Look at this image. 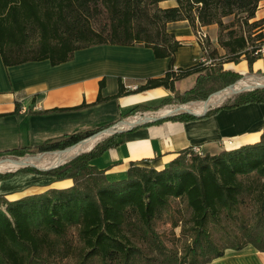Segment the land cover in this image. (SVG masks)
Wrapping results in <instances>:
<instances>
[{
    "label": "trees",
    "instance_id": "obj_1",
    "mask_svg": "<svg viewBox=\"0 0 264 264\" xmlns=\"http://www.w3.org/2000/svg\"><path fill=\"white\" fill-rule=\"evenodd\" d=\"M161 1L0 0V54L6 65L41 59L59 64L72 59L79 48L142 43L157 57H169L163 75L129 90L120 79L115 95L99 93L95 103L157 86L174 93L154 106L135 105L123 117L156 110L178 97L206 99L242 75L226 70V61L244 58L254 71L264 51V18L255 19L260 0H175L168 6ZM181 19L195 32L200 26L218 25L225 53L219 56L209 37L202 45L219 61L175 66L182 42L167 25ZM192 73H198L195 85L179 91L176 81ZM250 102L264 103V87L241 91L205 113ZM195 117L187 112L171 116ZM109 126L33 148L0 151V157L64 149ZM122 141V132L114 133L90 151L47 170L57 179L71 178L69 186L18 198L0 193V264H206L226 247L251 243L264 250V127L258 141L216 154L187 147L164 168L132 162L124 177L111 180L93 159ZM9 175L0 174V179Z\"/></svg>",
    "mask_w": 264,
    "mask_h": 264
},
{
    "label": "crops",
    "instance_id": "obj_2",
    "mask_svg": "<svg viewBox=\"0 0 264 264\" xmlns=\"http://www.w3.org/2000/svg\"><path fill=\"white\" fill-rule=\"evenodd\" d=\"M164 1L160 5L176 3L174 0L172 4H165ZM260 18H264V0H260L255 16V19ZM167 27L182 42L175 55V66L196 64L204 49L189 21H171ZM203 29L211 47L218 50L219 56L224 54L225 49L218 42V25H205ZM169 62V57H157L152 47L142 43H103L79 48L72 59L59 64L41 59L6 65L0 54V151L33 148L72 133L117 125L126 118L123 114L135 105L159 104L164 97L174 95L169 88L157 86L95 101L100 92L103 96L115 95L120 79L129 90L149 77L163 75ZM224 67L242 74L250 73L244 58L239 62L226 61ZM253 69L264 71V51L254 62ZM197 77L198 73H192L178 79L177 89L181 92L190 89ZM102 80L105 84L101 87ZM85 102L90 105L72 108ZM171 116L122 131L123 141L109 147L93 162L106 170L109 179L115 180L126 175L132 162L161 169L187 147L196 146L203 153L216 154L258 141L264 127V103L250 102L186 120ZM131 117L133 115L126 119ZM72 183L71 178L52 181L56 187ZM17 197L20 196L12 198ZM223 250V254L206 264H264V250L251 243Z\"/></svg>",
    "mask_w": 264,
    "mask_h": 264
},
{
    "label": "bare ground",
    "instance_id": "obj_3",
    "mask_svg": "<svg viewBox=\"0 0 264 264\" xmlns=\"http://www.w3.org/2000/svg\"><path fill=\"white\" fill-rule=\"evenodd\" d=\"M259 84H264V76L248 75L244 78L239 79L234 85L227 86L225 89L212 94L208 100V104L217 105V103L224 100L226 97H228V95L234 93L237 89H243L246 87H250L252 85H259ZM206 103H207L206 101L201 100V99L199 101H191V102L182 104L179 108H177V110L189 109L191 111L201 113L203 110H205ZM171 108L173 107L166 106L162 108L160 111H158L157 113H166L168 111L170 112L172 110ZM125 119L119 122L120 126L121 125L126 126L130 124L131 121L135 119L138 120L141 118L133 117L131 119L130 118L126 120ZM99 137H101L100 134L94 135L90 137L89 139L76 144L74 147H70L62 151L61 150L47 151V152L40 153L36 156L26 155L25 157L19 158L18 160L1 159L0 160V171L10 170L19 165H23L25 163L36 164L39 167H48L54 164H58L70 156H73L77 153H80V152H83L89 149L96 143V141H98ZM193 148L196 151L200 152V149L198 147L195 146Z\"/></svg>",
    "mask_w": 264,
    "mask_h": 264
},
{
    "label": "rangeland",
    "instance_id": "obj_4",
    "mask_svg": "<svg viewBox=\"0 0 264 264\" xmlns=\"http://www.w3.org/2000/svg\"><path fill=\"white\" fill-rule=\"evenodd\" d=\"M164 2H165V4H172L175 1L174 0H166ZM228 19L229 18H226L225 20L228 21ZM219 60H220V58L218 56L215 59V61H219ZM208 64H210V63H208ZM215 65L216 64H214L212 67H214ZM213 69H211L210 71H213ZM248 75L264 76V71H257V72H255V70L252 71V72L250 71V73L242 74L236 81H234L232 83H235L239 79L244 78V77H246ZM229 84H231V83H229ZM226 86L227 85H224V86L218 88L217 90H219V89H221L223 87H226ZM217 90H215V91H217ZM215 91H212L208 95V97ZM236 94L237 93L233 94L230 97H233ZM208 97H206V98H208ZM230 97L226 98L222 102L229 100ZM199 100L200 99H188L186 101H182L178 97L175 100H173L172 102L166 103L165 105L161 106L160 109L158 108L159 110L158 109H156V110L160 111L162 108H164L166 106L175 107V105H177V104H185V103H188V102H191V101H199ZM201 100H205V99H201ZM149 110H151V109H149ZM149 110L148 109L147 110H141V113L142 112L143 113L147 112ZM152 110H154V109H152ZM139 112L140 111L136 112L135 114H133V116L141 115V113H139ZM101 139H104V138H101ZM39 152H41V151L28 152V153H25V154H22V155H17V154H13V153H7L5 155H2L0 158L16 160V158H19L20 156H26V155L27 156H33V155H36ZM58 166H56V167H58ZM32 167H35V166H25V167H19V168L15 167V168L10 169V170L0 171V174H2V175L10 173L9 176H6V177L0 179V193H6L9 198L16 197V196H20L21 197V195L23 196V195H26V194L41 192V191H44V190H46V189H48L50 187H56V186L52 185V181L62 180V179H57L55 176H53L52 173H47L48 172L47 170H49V169H41L39 167H35V168L41 170V171H37V170L31 169ZM56 167H54V168H56ZM50 169H53V168H50ZM166 227H167V225H166ZM178 231H179V229H178ZM223 242H225V241H223Z\"/></svg>",
    "mask_w": 264,
    "mask_h": 264
},
{
    "label": "water",
    "instance_id": "obj_5",
    "mask_svg": "<svg viewBox=\"0 0 264 264\" xmlns=\"http://www.w3.org/2000/svg\"><path fill=\"white\" fill-rule=\"evenodd\" d=\"M235 83H236V82H235ZM235 83H231V84H229V85L227 84V86L234 85ZM227 86H226V87H227ZM226 87H223V88H221V89H219V90L213 92L212 94H214V93H216V92H219V91L225 89ZM257 87H264V84L252 85V86H250V87H246V88H243V89H237L234 93L228 95V97L232 96V95L235 94V93H239V92H241V91L249 90V89H253V88H257ZM212 94H211V95H212ZM211 95H210V96H211ZM210 96L204 100V101L207 102V103H206V108H205V110H203L201 113H200V112H194V111H191V110H189V109L177 110V108H179L182 104H177V105H175V107L171 108L172 110H171L170 112L168 111V112H166V113H157V111H158L160 108H159L158 110H149V111H147V112H144V113L141 114V115H135V116H133L134 118H136V117L139 118V117H140L141 119H138V120L135 119V120L131 121V123L128 124V125H126V126H125V125H121V126H120V123H118L117 125H112V126L106 127V128H104V129H102V130H100V131H98V132L92 134L91 136H89V137H87V138H84V139L80 140L79 142L74 143V144H72V145H70V146H68V147H66V148H64V149H56V150H61V151H62V150H65V149H67V148L74 147L76 144H78V143H80V142H83V141L89 139L90 137H92V136H94V135H99V134H100L101 137H99V139H98V141H100L101 138H104V137H106V136L112 135V134L117 133V132H122V131H124V130H126V129L132 128L133 126H135V125H137V124H140V123H147V122H149V121H154V120L162 119V118L168 117V116L173 115V114H178V113H184V112H187V113L194 114V115H196V116H197V115H203V114H205V112H207V111L210 110L211 108H213V107H215V106L221 104V103H219V104H217V105H209V104H208V100H209ZM228 97H226V98H228ZM175 109H176V110H175ZM133 117H131V118H133ZM131 118H130V119H131ZM98 141H96V143H95L92 147H90L89 149H87V150H85V151H83V152H88V151H90V150H91V149L97 144ZM49 151H55V150H49ZM43 152H47V151H41V152L37 153L36 155H38V154H40V153H43ZM83 152L77 153V154H75V155H73V156H70V157L66 158L64 161H62V162H60V163H58V164H54V165H51V166H48V167H39V166H37L36 164L25 163V164H23V165H19V166H17V168H19V167H25V166H35V167H39V168H41V169H50V168H54V167H56V166H58V165H62V164H64L65 162H67V161L73 159L74 157H76L77 155H79V154H81V153H83ZM36 155H33V156H36ZM22 157H25V156H20L19 158H22ZM19 158H16V160H18ZM1 159H2V158H0V160H1Z\"/></svg>",
    "mask_w": 264,
    "mask_h": 264
},
{
    "label": "built area",
    "instance_id": "obj_6",
    "mask_svg": "<svg viewBox=\"0 0 264 264\" xmlns=\"http://www.w3.org/2000/svg\"><path fill=\"white\" fill-rule=\"evenodd\" d=\"M197 39L202 43H205L206 39L208 38L207 32L203 29V26H200L196 31ZM264 50V47L262 48ZM215 60V58L210 57L206 54V49L204 50V54H202L198 59L197 63L208 64ZM200 153H203L200 149Z\"/></svg>",
    "mask_w": 264,
    "mask_h": 264
}]
</instances>
